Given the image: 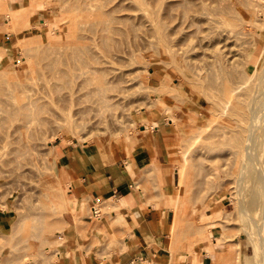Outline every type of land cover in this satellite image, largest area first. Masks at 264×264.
Masks as SVG:
<instances>
[{
	"label": "rangeland",
	"instance_id": "obj_1",
	"mask_svg": "<svg viewBox=\"0 0 264 264\" xmlns=\"http://www.w3.org/2000/svg\"><path fill=\"white\" fill-rule=\"evenodd\" d=\"M5 1L13 10L23 7L32 10L27 22L21 21L16 27L8 22V14L0 11V72H3L0 75V97L4 107L17 103L20 99V90L25 86L37 92L46 91L55 82L48 77L46 63L50 61V57L46 55L54 56L64 53L66 44L77 40L80 36H88L90 44L92 35L90 30L102 28L108 14L133 17L137 15L134 10L140 1L145 3V8L149 12L156 9L158 16L163 18L169 13L166 7L175 4L174 0H162L160 4L158 0H100L103 15L90 18L85 12H81L83 8L81 2L84 0ZM85 1L93 5L97 2V0ZM41 3L43 6L39 8L38 5ZM262 12L259 10V14ZM172 13L177 15L178 11ZM59 15H62V21L57 19ZM46 18L52 20L53 23H56V19L60 29H67L66 32L60 35L61 31L58 33V29L49 30L46 24L38 23L39 19ZM203 19H198L195 26L182 25V28H177L167 39V48L161 46L160 51L157 48L154 49L155 46L149 43L153 41V38H150L151 33L146 31V27H140L142 33L138 36L124 35L122 48L125 54L111 65V69L118 72L116 73L118 77L121 76L119 83H114L113 86L120 88L123 93L120 95L118 105L113 104L112 107L100 112V115H98L99 110L96 103H93L94 99L90 98L94 97L90 93L93 85L89 83L82 85L80 79H77L72 84L76 106L72 109V117L70 116L69 125L71 127L60 128L65 125L59 120H55L50 125L40 126L37 132L34 126L33 130L28 128L13 131L7 128V122L0 124V264H58L57 253L66 246L67 231L71 230L66 223L67 215H73L76 222L83 217L91 220V208L98 210L100 205L102 209L99 210L94 221L96 223L102 221L105 224L107 229H103L100 233L106 238L108 248H116L120 236L115 233L118 232L119 227L123 226V223H115V221L124 220V218L116 215L118 210L103 206L110 197L91 196L79 201L72 197L71 185L75 180L81 179L88 168L92 171L112 167L129 168L128 164L137 154L139 136L146 134L143 131H152V122L161 117L165 107H169L176 118V123L172 124V127L178 134L177 143L173 144L170 149L171 184H165L158 167L145 166L137 175L135 186L139 189L138 192H141V199L144 201L142 207L145 210L147 206H151L159 216L161 210H166L169 214L171 228L168 234L171 238L170 254L173 264H194V262L199 264L196 257L201 259L202 252L206 254L207 259L208 255L215 257V261H207L206 264H254L253 247L248 243L247 234L243 232L245 219L240 221L242 217L236 208V201L244 199L247 202L249 194L247 189L251 185L246 175L242 189L238 194L236 193L237 183L235 181L240 168L241 149L223 146L224 151L226 148L234 152V160L222 161L223 164L219 163L221 161H215L216 156L221 153L219 142H217L220 138L216 137L219 136V133L216 135L217 131H230L241 134V136L245 135L247 115L234 116L230 114V111L223 115L220 114V107L226 100L224 99L226 95L221 89L228 84L227 82H233L230 78L231 74L224 73L225 75L222 74L219 79L217 78L216 81L220 85H210L208 78L205 80L194 78L196 72L194 68H205L206 71L203 70V74L206 77L207 73H211L208 75L211 77L212 74L218 73L217 69H219L205 63V61L208 62L205 56H208L209 50L213 49L214 42L211 39L213 34L211 30H208L205 19ZM73 21L74 25H72ZM134 22L136 23V20ZM162 24L164 25V21ZM165 32L167 34L171 31L168 28ZM241 38L242 41L237 40L236 42L240 41L238 46L243 45L245 49L241 46L242 48L238 49L244 50L238 51L234 46L235 50L232 54L236 53V58L243 57L238 61L245 63L251 54V46H249L251 37L247 35L248 39L246 36ZM145 41H149L147 45ZM31 43L33 45H30ZM257 44L260 48V43ZM39 45L44 47L43 52L25 51L27 47L35 48ZM149 45L154 48L148 47ZM220 45L212 50L211 56L215 52L226 55L227 50L232 48L224 49ZM237 51H242L240 57ZM41 54H45L46 59H42ZM229 55H226L228 58L225 60L230 59ZM233 59L231 58L230 61ZM255 61L254 57L250 64H254ZM240 62L236 64L238 68L236 66L234 68V65H232L233 68H228V66L223 68L230 72L238 70L235 72L237 74L242 69L244 71L245 64ZM69 65L71 63L65 66ZM60 67L66 69L64 66ZM189 67L192 69L190 70ZM231 68L236 70H230ZM225 76H229L227 80ZM61 93L70 95L69 86L65 85ZM51 96L57 98L56 93ZM75 108L83 110L84 113L73 115ZM95 114L98 116L96 117ZM4 116L5 112L0 109V118ZM58 122L60 125L56 124ZM204 124H209V126L204 128L206 134L200 138L201 142H199V139L195 140V137L200 132L198 128ZM261 128H264V124ZM210 131L214 133H209ZM6 132L7 136H5ZM127 135L128 141L126 140ZM36 136L40 146L29 148L35 143L33 138ZM204 136L207 138L205 139ZM208 136L213 137L214 143ZM207 139L208 142L212 140V145L207 144ZM203 140L207 143H203ZM198 143L205 153L197 147ZM204 144L206 147L209 145L207 148L213 146L207 157L205 156L209 151L203 147ZM214 149L219 151L218 154H214L216 152L213 151ZM14 150L22 151L21 158H15ZM187 152L188 161L185 165L187 174H185L188 176L178 190L176 187L180 177L179 171L183 164L184 153ZM211 155L212 157L216 155L214 157L216 159ZM219 165L223 166L221 175L218 176L214 172H217ZM209 166L214 172L211 170L210 172V168L207 169ZM205 170L213 175H207L209 173ZM216 199H222V207L214 205ZM110 200L116 202L118 198ZM258 214L260 216L259 211ZM206 224L218 225L217 227H222V230L213 234L209 239H203L204 236L207 237L213 233L209 227L206 228ZM38 225L41 230L40 236ZM28 228L30 231H26ZM77 229L75 228L77 235L83 239L82 229ZM202 231H206L207 234ZM27 232L30 236L24 234ZM221 237L226 239H223L226 243H223ZM217 240L221 242L218 243ZM25 241L28 242L24 243ZM22 242L25 245H22ZM216 242L217 246L213 250L211 243ZM237 242L238 246L235 245ZM92 244L99 246L100 241L96 240ZM84 248L80 243L77 246L79 251ZM243 254L248 255V261L244 262Z\"/></svg>",
	"mask_w": 264,
	"mask_h": 264
},
{
	"label": "bare ground",
	"instance_id": "obj_2",
	"mask_svg": "<svg viewBox=\"0 0 264 264\" xmlns=\"http://www.w3.org/2000/svg\"><path fill=\"white\" fill-rule=\"evenodd\" d=\"M131 1H135V0H131ZM161 1L162 0H158V3L160 4ZM98 2H100V0H97L96 4L93 5L85 0L82 1L81 5H83V8L81 9V12H85L87 16H89L90 18L100 17L101 15H103L102 12L103 7H102V3L101 2L98 3ZM174 3L175 4H171L166 7L169 13H167L163 18L162 17L160 18L158 16L159 14L157 13L156 9L149 12V10L145 8L146 7L145 3L138 1L137 7H135L136 9L134 10L137 12V15L133 16L134 18L130 16L128 17L115 16L114 14L111 13L107 15V18L105 20L106 22L104 23V25H102L103 26L102 28L96 30L93 29L94 31L90 30L92 34L90 36V44L88 42L89 40L88 36H80L77 38V40H73L71 43L66 44L64 53L55 54L54 56L47 54L46 56L48 58L50 57L56 59V60H52L49 58L50 61L46 63L48 77H50L55 82L52 83L49 86V88L46 89V91L41 90V92L34 91L28 86L27 87L23 86L24 88L20 90V99L18 100V102L11 103L10 105H6L5 107L4 105H2L3 102L0 97V107H4L0 109L5 112V116L3 118L2 117L0 118V124L2 125V123L5 124L7 122V128L13 131H21L23 129H28V128L32 129V127L34 126L37 132L38 131L37 128H39L40 126L43 125L46 126V124L50 125L51 123L53 124L55 120H59L63 122L62 124L65 125V126H61L60 128L71 127L69 125V123H71L70 116L72 117L71 115L72 109L76 106V102L74 99L75 92L72 91V84L73 81L77 79H80L82 85H85L86 83L93 85V89L90 91V93L93 94L94 97H90V98L94 99L93 103H96L99 110L98 115H100V112L107 110L110 106L112 107L113 104L118 105L120 100L119 98L121 97L120 95L123 93V91H120V88H116L113 86L114 83H119L121 76L119 75L118 77V75L116 74L118 72H114V70L111 69V65H113L115 61H119L125 54L124 53L125 50L122 48L124 42L122 41V38L124 35L128 36L129 34H131L133 36H138L139 34L142 33L140 27L141 26L143 28L146 27V31L151 33L150 38L152 37L153 41L150 42L145 41L146 42L145 44L147 45V42H149L151 43V45L155 46V48L154 46L153 47L151 46L152 48L154 49L157 48L160 51L161 46L167 48L168 45L167 39L170 38V36L176 31L177 28L180 27L182 28V25H186L187 27L195 26V22L198 19L204 18L205 25L208 26L209 28L208 30H211V33L213 34L211 39L212 42H214L213 49H211V51L209 50L208 56H205V59L208 60V62L205 61V63L208 64L209 66L217 67L219 69H217L218 73L212 74L213 76L211 75V77L208 76L211 73L210 71L207 70L210 74L205 72L207 73L206 74L207 77H206L203 74V72L206 71L204 70L205 68H194L196 71L194 74V78L202 79V80L208 78L210 80L209 83L210 85L212 84L220 85V83L216 81L217 78L219 79V77L224 73L226 75L231 74L230 78L231 80L233 79V82L231 83L230 81L227 82L228 84L224 85V88L221 89L223 90L222 93L226 95L224 98L226 100L223 106L220 107L221 109L220 114L223 115L226 114V112L230 111V114L234 116L247 115V128L245 130V135L241 136V134L230 131L229 132L217 131V134L215 132L216 135H218L219 133V136L216 135L215 136L219 137L220 139L216 137L215 139L219 140L216 141L219 142V146L221 147L222 151L220 150L219 147V151L221 153L218 154L219 151H216L214 149L213 151L214 152L216 151L214 154H218V156L215 155L217 159L214 158L215 157L214 155L213 157L211 155V157L216 159L215 161H221L219 163H222V161L227 162L229 160H234L235 157L234 152L226 150L228 146H230L231 148L239 147L241 149L239 153L240 168L238 171L237 179L235 181L237 183L235 185L236 193L238 194L239 191L242 189L243 179L246 177V175H248L251 181V185L247 189L249 192L247 202L244 199L238 200L236 201L237 206L236 205L235 206L237 208L238 214L240 215V217H242L240 221H242V219L244 221L245 219V224L243 222L244 224L243 232L247 234L248 243L253 247L254 254H252V259L254 260V264H264V128H261V125L264 124V0H174ZM42 6H43L42 3L38 5L39 8H41ZM31 10L32 9L29 8L27 9L24 7L18 10H13L7 5V2L5 0H0V11H3L8 14V18H9L8 22L14 27L18 26L21 23V21L27 22ZM259 10L263 11L262 14L261 13L259 14ZM177 11H178L177 15L172 13ZM138 12L140 13L138 14ZM57 19L62 21L63 20L62 15H59ZM135 20L136 23L134 22ZM55 21L56 23H53L52 20L46 18V19H39L38 23L46 24L49 30L58 29V33L59 31H61L59 33L61 35V33L62 32L64 33V31L67 29H60L56 19ZM163 21H164V25L162 24ZM74 23L75 22L73 21L72 25H74ZM168 28L170 29L171 32L166 34L165 31ZM247 35L251 37V45H249L251 46L250 49L251 54L249 55L250 57L247 58L246 62L243 63L238 61V59H241L243 57L236 58L237 57L236 53L235 54L232 53L234 52L233 50H235L234 49L235 47H237L236 50L238 51L242 50L238 48H240L241 46L243 47V45L239 47L238 45H240L239 43L240 41L239 42L236 41L237 40L242 41L241 37L246 36L247 38ZM257 43H260V48L258 47ZM246 44L249 43L246 42ZM30 45L33 44L31 43ZM219 45L224 49L226 47H232L227 50L226 55L231 54L229 55V58L230 59L234 58V59L231 61L229 59L227 61L225 60L226 58H228L226 55L222 53L217 54L216 52L211 56L212 50L217 49ZM148 47H150V45ZM35 48L34 47L31 48L30 46L25 48V51L40 53V51L43 52L44 49V47L40 45L36 46ZM67 48L69 49V51ZM32 49L35 50L33 51ZM154 51L156 52V50ZM242 51H240L241 54ZM240 52H238L239 54L238 57H240ZM245 52L244 55H246ZM44 55L41 54L42 59H46V56ZM203 55L205 54L203 53ZM254 57L256 61L254 64L251 65L250 63H252V59H254ZM189 60L191 61V59ZM224 60L227 63H225ZM238 62L245 64V66H244V71H242L243 70L242 69L236 74L235 72L238 70L235 69L236 70L235 71L232 68L233 67L235 68L236 64L238 65ZM67 63H71V65L66 67L65 65H67ZM243 64H241V66ZM232 65L234 66L232 67ZM60 66H64L66 67V69H63V67ZM227 66L228 68L232 67L230 70H233L235 72L224 70L223 67H227ZM236 68H238V66H236ZM189 69L191 70L192 68L189 67ZM240 69L241 68H239V70ZM217 70L215 71L217 72ZM212 72H214V70H212ZM2 73L3 72L1 71L0 75ZM237 75L239 76V78ZM184 77L187 78L186 75H184ZM228 77L229 76L226 77V80ZM220 80L222 81L221 78ZM48 81H50V79ZM65 85L69 86L70 95L61 93V90ZM110 92L112 93L109 95L108 93ZM55 93L57 98L56 97L53 98L51 96V94H55ZM82 113H84V111L81 109L75 108L73 110V115H78V114L81 115ZM98 115L95 114L96 117ZM163 122H167L171 124L176 123V118L172 114L171 109L169 107H165L162 110L161 117L158 120L152 122L151 129L153 131L156 130L159 127V125H161ZM56 124L60 125L59 122ZM208 126L209 124L208 125L204 124L202 127L200 126V128H198L200 129L199 130L200 132L195 137V140L199 139V142H201L200 138H202L203 135L206 134L204 128H207ZM212 132L210 131L209 133ZM212 135L214 137V134ZM5 136H7V132ZM206 136H204V138ZM213 137L212 138L209 137V138L213 140ZM33 139L35 140V143L29 146V148L35 146L37 147L38 145L39 139L37 138V136L34 137ZM126 140L127 141L129 140L128 135L126 137ZM212 140L211 142L209 141L210 143L208 142V139H207L208 143L204 140H203L204 142L203 141L202 142L211 144ZM214 141L215 140H213V143ZM205 144L203 147H205V149H208V151L209 150L212 151L213 146L211 148L209 147L210 148L209 149L207 148L209 145L206 147ZM223 146H226L225 151L222 149ZM197 147H199V143L197 144ZM200 149L203 150L202 147ZM50 150H51V146H50ZM201 151H200V155H201ZM211 151H209L208 153L206 152L207 154L205 157H207V155L211 153ZM203 152L205 153L204 150ZM13 153L16 159L21 158V156L23 155L22 151L20 150H14ZM187 155L188 152L184 153L183 164L181 165L179 171L180 177L178 179L177 187H176V189L178 188V190L183 186L184 180L186 176H188L186 175L187 172H185V170L187 169V167L185 169V165L186 162L188 161ZM196 156L199 155L196 154ZM205 157L204 156L202 157L203 160H205L204 159ZM210 166L207 167V169L210 168ZM219 166L217 172L211 170L212 167L209 169V171L211 170L219 176L221 175L222 172L221 170L223 165H221L220 167ZM201 167H203V165ZM205 171L208 172L207 170ZM211 174L212 173H209L207 175H211ZM227 196L229 195L227 194ZM229 199L231 198L229 197ZM104 205L106 206V208H112L113 210L125 208V204L123 202L120 201L115 202L110 199L104 202L103 206ZM214 205L218 207L220 206L222 207L223 206L222 199H216ZM97 209L98 211L101 210L102 209L101 205ZM258 211L260 212V216L258 214ZM34 226H36V224ZM217 226L218 225L209 226L208 224H206V228L209 227L213 231V233L207 237L204 236L203 239L204 238L209 239L212 237L213 234H216L220 230H222V227L220 226L217 227ZM39 227L40 226L38 225V228ZM29 229L30 228L26 229V231ZM38 230L40 231L39 232V236H40L41 230L40 228ZM28 233L29 232L24 234H28ZM203 233H206V231H204ZM222 236H224V234H222ZM226 237L228 236L226 235ZM221 239L223 240L225 238L221 237ZM22 240L23 239H21V241ZM219 241L220 240H217L218 243ZM27 242L28 241H25L24 243ZM217 242L211 243L213 244L211 246L213 250L217 246ZM24 243L22 242V245ZM223 243L226 242L224 241ZM29 244L28 247L30 246ZM235 245L238 246L239 245L238 242ZM29 251L26 252L28 253ZM243 260L244 262L248 261L247 254H243ZM198 263L200 264L199 261Z\"/></svg>",
	"mask_w": 264,
	"mask_h": 264
},
{
	"label": "crops",
	"instance_id": "obj_3",
	"mask_svg": "<svg viewBox=\"0 0 264 264\" xmlns=\"http://www.w3.org/2000/svg\"><path fill=\"white\" fill-rule=\"evenodd\" d=\"M143 133L146 134L139 136L137 154L128 164L129 168H100L95 171L88 168L81 179L71 185L72 197L79 201L91 196L110 197L118 198L117 201L125 204V208L116 211L117 216L124 218L115 221L123 223L115 233L120 236L117 247H107L106 238L100 233L106 226L102 221H94L97 216L93 211V220L83 217L76 222L73 215L69 214L66 223L71 230L67 231L66 246L57 253L58 264H173L168 234L171 228L169 214L161 210L159 216L151 206L145 210L141 192H138L135 183L137 175L145 166H155L160 169L165 184H171L170 149L177 143L178 134L171 123L165 122L154 131ZM75 228L82 229L83 239L79 238ZM96 240L100 241L99 246L92 244ZM79 243L85 247L81 251L77 249ZM202 254L201 259L196 257L200 264L215 261L214 256L208 255V260L206 254Z\"/></svg>",
	"mask_w": 264,
	"mask_h": 264
},
{
	"label": "built area",
	"instance_id": "obj_4",
	"mask_svg": "<svg viewBox=\"0 0 264 264\" xmlns=\"http://www.w3.org/2000/svg\"><path fill=\"white\" fill-rule=\"evenodd\" d=\"M92 211L94 212V215L95 216H98V214H99V211L98 210H96L94 207L92 208Z\"/></svg>",
	"mask_w": 264,
	"mask_h": 264
}]
</instances>
